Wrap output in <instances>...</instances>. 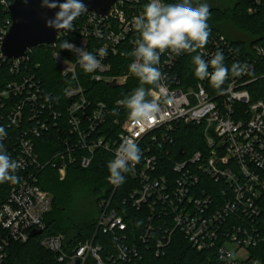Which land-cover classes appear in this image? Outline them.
I'll return each mask as SVG.
<instances>
[{
  "label": "built area",
  "instance_id": "built-area-1",
  "mask_svg": "<svg viewBox=\"0 0 264 264\" xmlns=\"http://www.w3.org/2000/svg\"><path fill=\"white\" fill-rule=\"evenodd\" d=\"M15 1L0 0V4L8 12ZM251 1L249 13L255 14L262 0ZM148 2L118 0L108 16L85 12L73 22V30L57 36L51 48H56L60 39L72 36L70 43L92 52L101 61L100 68L88 73L91 81L109 84L126 77L127 83L131 73L111 76L109 60L125 43L135 49L139 34L132 20ZM11 25L10 16L0 25V126L7 132L0 143L22 167L16 174L20 182L11 183L6 201L0 205V264L8 258L12 242L26 243L33 230L44 231L46 227L53 197L41 188L36 169L52 165L63 180L71 164L80 162L82 168H88L97 150L114 159L125 139L139 145L142 158L129 165L121 186H113L107 179L111 191L100 201L92 238L68 248L63 235L47 236L41 241L44 249L65 264L131 263L142 258L140 245L150 239L157 219L162 234L155 240L156 256L172 243L175 234H180L197 252H209L221 264H264V97L253 101L247 88L254 81L248 77L255 64L264 59V44L246 49L244 57L224 36L209 37L202 50L205 60L221 51L229 69L233 63L249 69L240 76L230 74L222 91L214 89L208 79L185 86L178 72L184 53L177 56L165 52L159 65L164 80L159 88L152 89L150 97L160 102V111L139 124L129 116L114 118L113 134L107 138L98 132L108 124L112 111L105 103L87 102L77 79L82 69L78 54L67 50L70 59H66L55 52L53 58L62 74L75 77V85L66 90L74 102L67 108L68 129L63 139L66 150L43 165L36 141L51 128L61 129L58 125L62 114L37 75L40 64L33 61L36 48L22 58L10 59L3 54V40ZM92 42L99 45L94 47ZM100 48L106 49V56L99 57ZM165 97L170 98L166 103ZM114 108L120 115L127 112L117 102ZM179 124L200 129L201 149L190 155L181 150L176 156ZM78 152L84 153L80 161ZM127 209L149 213L142 234H137L133 218L124 214ZM99 234L110 236V242L100 243Z\"/></svg>",
  "mask_w": 264,
  "mask_h": 264
},
{
  "label": "trees",
  "instance_id": "trees-1",
  "mask_svg": "<svg viewBox=\"0 0 264 264\" xmlns=\"http://www.w3.org/2000/svg\"><path fill=\"white\" fill-rule=\"evenodd\" d=\"M174 2L176 0H168V3ZM194 2L199 1L194 0ZM251 6H253L251 0H235L232 7L210 9L208 20L211 29L210 37L216 34L224 36L244 57L247 56L246 49L264 44V0H262L261 6L257 7L255 14L249 13ZM8 18V12L0 4V25H4ZM228 23L230 27L237 29L241 35L248 37L249 42L246 43L243 40H233L227 37L225 29ZM63 40L71 42L73 37L60 39L56 48L46 45L37 47L33 59L35 63L40 64L37 75L43 87L53 94L55 108L62 114L58 125L61 129L51 128L42 139L36 141V152L43 165L51 161L53 157L55 159L58 152L66 150L63 139L67 136L68 129V123L66 122L68 118L67 108L74 102L73 99L67 97L66 90L69 86L75 85V80L71 76H64L53 58V54L56 52L64 58L70 59L69 52L60 49ZM98 45L99 43L92 42V46L96 47ZM121 48L120 53L109 60L112 65L111 76L119 77L130 74L129 64L134 59L130 54L134 49L129 43L123 44ZM191 59V55L184 53L179 65L178 72L185 86H194L198 81V78L194 75V65ZM248 78L254 80L247 86L252 100L263 98L264 59L255 64L254 70ZM77 79L79 85L84 89V95L89 104L105 103L112 113L115 109V103L139 86V80L134 76L129 77L126 85L114 89L104 82L91 81L90 76L83 69L78 70ZM115 110L117 114H112L108 124L99 130V135H106V138L112 136L114 131L112 121L114 118L124 119L128 117L127 112L120 115L119 110ZM108 130H110L109 133ZM199 130L194 126L179 124L175 145V149H177L176 156L180 154L181 150H185L190 155L202 148ZM83 154V152L76 153L78 161H80ZM110 160H112L111 154L103 150H97L88 168H82L80 162L71 164L68 166L66 177L63 180L60 178L58 169L53 168L52 165L37 168L36 172L39 174L41 188L48 191L53 197L51 211L45 219L46 227L41 235L30 238L26 243L12 242L8 248V258L4 264H65L58 261L57 255L42 247V239L47 236L63 235L68 248H73L75 245L91 239L97 227V218L85 213L76 215L72 212V209L78 198L90 200V203L96 204L98 207L100 201L110 194L111 189L107 184L109 175L107 164ZM54 162L57 161L54 160ZM10 186L11 183L0 184V205L6 201ZM124 214L128 218H133L137 234H142L149 213L127 209ZM154 224L156 228L150 239L145 244H139L142 258L126 264H221L211 253L197 252L180 234H175L172 243L162 254L156 256L154 253L155 240L161 236L162 230L159 231L158 229V226L161 225L160 220L154 219ZM130 231L129 228L128 234L132 239L133 236ZM97 240L107 245L111 237L99 234Z\"/></svg>",
  "mask_w": 264,
  "mask_h": 264
},
{
  "label": "clouds",
  "instance_id": "clouds-1",
  "mask_svg": "<svg viewBox=\"0 0 264 264\" xmlns=\"http://www.w3.org/2000/svg\"><path fill=\"white\" fill-rule=\"evenodd\" d=\"M42 6L59 9L54 18L46 21V26L58 33L73 30V22L88 12L81 0H64L63 3L58 0H42ZM209 18L210 6L206 2L194 0H176L174 3L149 0L142 13L133 17L132 23L139 35L134 41L135 49L130 54L134 59L129 64V72L139 80V86L117 101L118 105L127 110L132 122H146L160 111V102L150 97L153 96L152 89L159 88L164 80V73L159 65L161 55L165 52L177 56L182 53L191 55L195 77L199 80L208 79L211 86L218 91L223 90L222 86L230 74L240 76L249 72L247 65L240 63H233L229 69L224 63L225 56L221 51H217L210 60L203 58L202 50L208 44L211 33ZM60 49L75 51L78 54V63L85 73H94L101 66L97 55L77 48L67 40L62 41ZM98 55L106 56V49H98ZM169 99L165 97L164 102ZM112 114H117L115 109ZM6 136V129L0 126V141ZM141 158L139 145L131 139H125L119 145L114 159L107 164L108 181L113 186H121L125 182L124 174L130 171L129 165L139 163ZM21 167L22 163L12 159L4 144L0 143V184L19 183L20 177L16 173ZM255 264L260 262L256 261Z\"/></svg>",
  "mask_w": 264,
  "mask_h": 264
},
{
  "label": "water",
  "instance_id": "water-1",
  "mask_svg": "<svg viewBox=\"0 0 264 264\" xmlns=\"http://www.w3.org/2000/svg\"><path fill=\"white\" fill-rule=\"evenodd\" d=\"M118 0H81L89 12L100 16H108L112 6ZM63 3L64 0H58ZM58 8L49 9L42 6V0H16L8 9L12 25L3 40L2 52L10 58H22L26 52L39 46H53L57 42V36L63 31L47 27L46 21L54 18ZM133 77V74L130 75ZM127 78L121 81L114 80L108 85L119 88L125 85ZM42 231L33 230L31 238L41 235Z\"/></svg>",
  "mask_w": 264,
  "mask_h": 264
},
{
  "label": "rangeland",
  "instance_id": "rangeland-1",
  "mask_svg": "<svg viewBox=\"0 0 264 264\" xmlns=\"http://www.w3.org/2000/svg\"><path fill=\"white\" fill-rule=\"evenodd\" d=\"M196 1L205 2L206 0H196ZM234 1L235 0H224L222 8L224 9L227 7H232L234 5ZM225 35L233 40H243V42L246 43L249 42L248 37L241 35L237 29L230 27L229 23L226 26ZM73 206L74 207L72 209V212L76 215H81L85 213V214H89L90 216L98 218L100 213L99 205L97 207L96 204L90 203V200L87 201L86 199L84 200L82 198H78L76 199L75 204ZM244 255H246V253H244Z\"/></svg>",
  "mask_w": 264,
  "mask_h": 264
},
{
  "label": "flooded vegetation",
  "instance_id": "flooded-vegetation-1",
  "mask_svg": "<svg viewBox=\"0 0 264 264\" xmlns=\"http://www.w3.org/2000/svg\"><path fill=\"white\" fill-rule=\"evenodd\" d=\"M205 2L210 6V9H221L224 0H206Z\"/></svg>",
  "mask_w": 264,
  "mask_h": 264
}]
</instances>
